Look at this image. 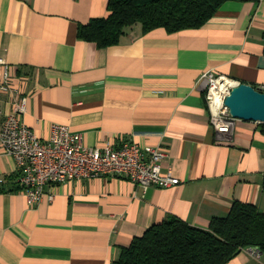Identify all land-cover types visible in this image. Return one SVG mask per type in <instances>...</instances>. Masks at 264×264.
Instances as JSON below:
<instances>
[{
    "label": "crops",
    "instance_id": "crops-1",
    "mask_svg": "<svg viewBox=\"0 0 264 264\" xmlns=\"http://www.w3.org/2000/svg\"><path fill=\"white\" fill-rule=\"evenodd\" d=\"M107 3L0 0V60L27 98L22 120L41 140L56 123L89 147L160 146L181 184L143 193L126 178L68 181L46 187L29 208L16 163L0 146V264H112L121 248L170 218L207 229L235 202L264 214L260 124L240 120L231 142L218 139L197 87L213 71L264 89V1L229 0L198 30L142 34L136 25L118 45L99 49L77 31L107 17ZM11 104L0 91V128ZM252 249L227 264H264Z\"/></svg>",
    "mask_w": 264,
    "mask_h": 264
},
{
    "label": "built area",
    "instance_id": "built-area-1",
    "mask_svg": "<svg viewBox=\"0 0 264 264\" xmlns=\"http://www.w3.org/2000/svg\"><path fill=\"white\" fill-rule=\"evenodd\" d=\"M0 67V91L12 99V110L0 128V146L16 163L20 192L29 208L43 200L46 187L68 181L126 178L143 193L151 187L168 189L181 184L172 169L164 167L169 152L160 146L124 141L119 148L110 144L103 148L89 147L84 145L81 134L56 123L51 125L47 139H39L22 120L27 98L12 85L10 66L0 60ZM239 85L240 82L215 75L213 71L202 73L198 81V89L205 94L210 126L218 139L226 143L232 141L240 120L230 115L224 103L231 90ZM48 200H54L53 193H49ZM251 254L258 256L259 252L252 249Z\"/></svg>",
    "mask_w": 264,
    "mask_h": 264
},
{
    "label": "trees",
    "instance_id": "trees-1",
    "mask_svg": "<svg viewBox=\"0 0 264 264\" xmlns=\"http://www.w3.org/2000/svg\"><path fill=\"white\" fill-rule=\"evenodd\" d=\"M229 0H108V16L80 25L77 37L99 49L118 45L136 25L142 34L164 29L168 34L203 28ZM260 2L264 0H254ZM264 53V33H263ZM264 135V124H260ZM247 248L264 254V214L235 202L207 229L170 218L153 225L120 249L112 264H227Z\"/></svg>",
    "mask_w": 264,
    "mask_h": 264
},
{
    "label": "water",
    "instance_id": "water-1",
    "mask_svg": "<svg viewBox=\"0 0 264 264\" xmlns=\"http://www.w3.org/2000/svg\"><path fill=\"white\" fill-rule=\"evenodd\" d=\"M224 104L233 118L264 124V89L240 83L231 90Z\"/></svg>",
    "mask_w": 264,
    "mask_h": 264
}]
</instances>
